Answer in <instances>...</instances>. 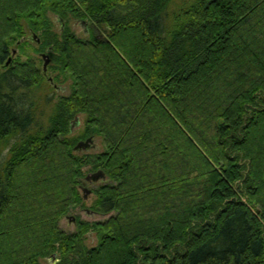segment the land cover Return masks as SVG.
Listing matches in <instances>:
<instances>
[{"label": "trees", "instance_id": "16d2710c", "mask_svg": "<svg viewBox=\"0 0 264 264\" xmlns=\"http://www.w3.org/2000/svg\"><path fill=\"white\" fill-rule=\"evenodd\" d=\"M28 41L55 76L2 66ZM0 65V264H264V0H0ZM95 134L100 152L73 151ZM98 169L112 214L65 232Z\"/></svg>", "mask_w": 264, "mask_h": 264}, {"label": "rangeland", "instance_id": "374dc122", "mask_svg": "<svg viewBox=\"0 0 264 264\" xmlns=\"http://www.w3.org/2000/svg\"><path fill=\"white\" fill-rule=\"evenodd\" d=\"M48 16L53 21L54 30H58L59 23L56 21L55 15L49 12ZM67 25L69 26L71 31L75 33L76 36H78L82 39L87 38V35H85L83 33L82 25L80 23L75 22L72 18L69 17L67 19ZM97 27H98V31H96V32L101 37L102 34H104L106 32V27L103 24H99ZM25 34L28 35L27 29L25 30ZM43 53H46V52L40 51L38 48V45L36 43L28 41L24 45L23 50L11 48V54L9 57L13 60L18 58L20 61H24L28 57H34L37 59V66L40 68V71H42L41 69H42L43 60H42L41 54H43ZM50 65H51V63L50 64L48 63L47 68H46V73H47L46 76L47 75L48 76H55L57 71L52 72L51 69H48ZM2 66L0 65V72L2 71ZM52 84L54 86V89H52L50 91V95H52L53 102L59 96L67 95L70 92V84H71L70 78L64 79L63 76L59 75V77ZM36 90H37L36 91L37 96L43 95L44 92L42 89L38 88ZM42 107L45 109L44 106H42ZM76 116L78 118V121L76 124H74L73 129L71 131V134L75 137L79 136V134L82 133V131L84 130L86 114L83 112H80ZM92 136H94L95 147L88 150L87 152L89 154H96L104 148V145H103L101 136H99L97 134L92 135ZM85 139L86 138H84L82 140H85ZM184 146L186 148H188L187 144H185ZM189 155L192 158V160L194 161V163L197 165L198 173L202 172L203 170H206L204 167V164L202 163V160L200 159V157L197 154H195L194 152H190V150H189ZM90 172H94V171H89V172L85 171L84 176H86V174L90 173ZM82 182L83 183L80 184V188L78 189L80 192V195L82 197L81 203H79L78 205H75L72 209H70L59 220V226L65 232L74 231L76 229L78 220L88 221V222L101 221V220L108 218L112 214V213H107V214L102 215L100 213L95 212L93 207H92L93 201L96 198V194L94 193V190H95V188H97L100 185V181L89 183V182H86L83 180ZM82 187H86L89 190V193H87L86 197H83L84 194L81 191ZM83 242L87 247L94 246L97 242L95 233H93V232L86 233L83 237ZM57 255H59V254L57 253ZM55 259H56L55 256L50 254L46 257L45 256L39 257L38 262H39V264H55L56 263Z\"/></svg>", "mask_w": 264, "mask_h": 264}, {"label": "water", "instance_id": "95a60500", "mask_svg": "<svg viewBox=\"0 0 264 264\" xmlns=\"http://www.w3.org/2000/svg\"><path fill=\"white\" fill-rule=\"evenodd\" d=\"M61 25H62V22H61V19H59ZM85 25V24H84ZM31 39L32 40H35L36 43L39 42L38 39H36V35L35 34H32L31 36ZM41 57H42V60H43V64H42V74L43 75H46V68H47V65L49 63V57L46 53H43L41 54ZM10 57L8 58V60L5 62V64L3 66H7L9 61H10ZM50 81H52L51 78H49ZM78 121V118L77 116L71 121V124H70V131H72L73 129V126L74 124H76ZM95 147V142H94V136H89L87 137L85 140H79L73 147V151L75 152H81V151H88L92 148ZM106 176H105V173L103 170L101 169H98L94 172H90V173H87L86 176L84 177V180L86 182H98V181H101V180H105ZM81 191L83 192V197H86L87 193H89V190L86 188V187H82L81 188Z\"/></svg>", "mask_w": 264, "mask_h": 264}, {"label": "flooded vegetation", "instance_id": "af4514ba", "mask_svg": "<svg viewBox=\"0 0 264 264\" xmlns=\"http://www.w3.org/2000/svg\"><path fill=\"white\" fill-rule=\"evenodd\" d=\"M82 30H83V33H84L85 35L88 36V35L90 34V33H89V32H90V29H89L86 25H84V24L82 25ZM96 36L100 37V35H99L98 33L96 34ZM84 181H85V180H84Z\"/></svg>", "mask_w": 264, "mask_h": 264}]
</instances>
